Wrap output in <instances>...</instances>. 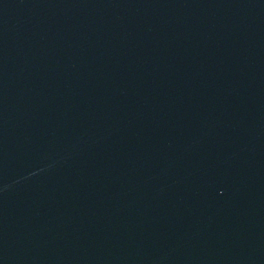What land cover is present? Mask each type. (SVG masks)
<instances>
[{
	"label": "water",
	"instance_id": "obj_1",
	"mask_svg": "<svg viewBox=\"0 0 264 264\" xmlns=\"http://www.w3.org/2000/svg\"><path fill=\"white\" fill-rule=\"evenodd\" d=\"M0 264H264V0H0Z\"/></svg>",
	"mask_w": 264,
	"mask_h": 264
}]
</instances>
